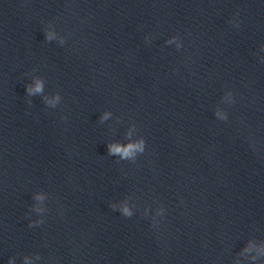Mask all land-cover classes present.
<instances>
[{
  "label": "clouds",
  "instance_id": "obj_1",
  "mask_svg": "<svg viewBox=\"0 0 264 264\" xmlns=\"http://www.w3.org/2000/svg\"><path fill=\"white\" fill-rule=\"evenodd\" d=\"M47 39H51V36L48 35L46 36ZM29 94H34V93H39L42 91V84L38 81L35 85V88L29 87L28 89ZM136 147H139V145H132L129 144L126 148H122L119 145H110L109 146V153L110 154H115V153H121L123 156H128L131 154L132 150ZM124 215L125 216H131V213L129 210L125 207L123 209Z\"/></svg>",
  "mask_w": 264,
  "mask_h": 264
}]
</instances>
